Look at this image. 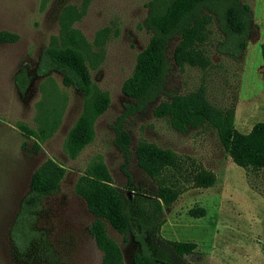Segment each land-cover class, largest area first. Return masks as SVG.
Instances as JSON below:
<instances>
[{
  "label": "rangeland",
  "instance_id": "obj_1",
  "mask_svg": "<svg viewBox=\"0 0 264 264\" xmlns=\"http://www.w3.org/2000/svg\"><path fill=\"white\" fill-rule=\"evenodd\" d=\"M148 1L0 0V34L11 39L0 42V264L100 263L101 254L87 232L93 218L73 192L78 176L95 162L106 166L115 189L129 199L135 194L152 197L158 183L173 185L177 180L185 187L171 206L162 209L160 237L152 238L164 251L169 253L163 241L191 242L196 248L182 258L186 264H264V171L235 166L208 126L176 131L166 118L156 119L151 112L169 95L200 91L218 110L233 106L236 131L245 134L253 124L264 123V60L259 48L264 42V0H240L249 7L251 23L239 58L216 52L221 36L214 26L200 46L208 63L203 69L173 66L171 53L176 41L170 42L167 57L171 68L163 93L123 124L131 151L123 169L111 127L124 105L132 104L120 88L149 39L142 27ZM66 29L81 36L77 51L85 59L92 85L110 101L94 122L93 141L73 159L65 144L81 113L83 98L77 90L63 86L58 72L44 77L35 74L43 49L67 45ZM22 72L28 84L21 93L15 80ZM22 127L33 134L22 133ZM138 142L173 151L187 171L202 167L214 175V184L206 189L189 188L172 169L157 181L150 180L135 163L133 150ZM48 159L65 171L56 194L43 200L35 224L52 254L46 255L34 245L18 256L9 229L29 190L32 172ZM192 208L203 209L205 215L190 217ZM106 232L118 244L123 264H133L137 245L131 236L126 235L123 241L111 228L106 227ZM170 259L177 261L172 255Z\"/></svg>",
  "mask_w": 264,
  "mask_h": 264
},
{
  "label": "trees",
  "instance_id": "obj_2",
  "mask_svg": "<svg viewBox=\"0 0 264 264\" xmlns=\"http://www.w3.org/2000/svg\"><path fill=\"white\" fill-rule=\"evenodd\" d=\"M251 23L249 7L240 0H149L142 27L149 34L145 47L137 53L130 75L123 81L121 94L132 104L124 105L123 113L112 125L113 146L122 156L124 167L128 164L131 151L130 139L123 129L125 119L141 112L163 93V86L171 68L167 50L171 41H176L171 53L172 65L207 66L200 46L207 41L210 27L214 26L221 36L215 50L218 54L239 58L246 48ZM0 34V42H11L9 36ZM66 44L60 49L45 48L41 51L35 74L44 77L55 71L61 75L66 88L77 90L82 98V110L66 138V152L75 158L94 138L93 125L109 106L106 94L98 92L92 85L82 54L77 51L81 36L69 29L64 33ZM260 56L264 60V42L260 44ZM21 93L28 81L23 72L15 80ZM156 119L166 118L176 131L187 127L206 125L211 128L219 144L231 162L244 170L264 171V123L252 125L242 134L233 127V106L218 110L200 91L188 94H172L167 100L158 102L152 108ZM22 133L33 134L22 127ZM25 144H22V148ZM136 166L150 180L157 181L169 169L178 172V178L189 188L206 189L214 184V175L200 166L189 171L182 167L181 159L173 151L154 144L138 142L133 150ZM64 169L51 160L42 162L31 174L29 190L20 201L18 211L9 229V240L15 253L22 256L35 245L46 255L52 254L44 234L35 228L45 198L56 194L64 176ZM127 176V185L131 186ZM185 187L158 183L155 195L144 197L135 194L128 199L113 186L111 176L102 162L86 167L78 176L73 192L80 198L92 216L87 232L97 251L101 254L99 264H123L122 254L116 242L106 232L111 228L125 241L130 235L137 245L132 256L133 264H186L182 258L194 252L191 242L163 241L169 248L164 251L152 238L160 237L163 224L161 212L171 206ZM192 218H202L201 208L188 211ZM170 255L177 261L172 262Z\"/></svg>",
  "mask_w": 264,
  "mask_h": 264
},
{
  "label": "water",
  "instance_id": "obj_3",
  "mask_svg": "<svg viewBox=\"0 0 264 264\" xmlns=\"http://www.w3.org/2000/svg\"><path fill=\"white\" fill-rule=\"evenodd\" d=\"M128 199H129V196L127 195Z\"/></svg>",
  "mask_w": 264,
  "mask_h": 264
}]
</instances>
